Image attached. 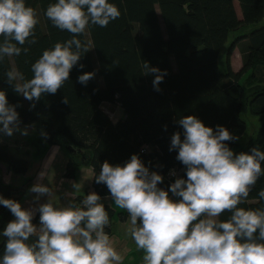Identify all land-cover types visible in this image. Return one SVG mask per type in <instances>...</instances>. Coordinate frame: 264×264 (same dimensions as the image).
<instances>
[{"label": "trees", "instance_id": "trees-1", "mask_svg": "<svg viewBox=\"0 0 264 264\" xmlns=\"http://www.w3.org/2000/svg\"><path fill=\"white\" fill-rule=\"evenodd\" d=\"M55 2L25 0L38 14L32 37L37 42L17 45L29 51L0 60V91L6 92L10 105L17 106L21 124L37 132V150L42 149L39 156L52 145L62 147L69 158L68 177L80 167H92L95 177L104 161L123 165L136 154L150 171L164 177L160 187L167 189L166 176L171 169L186 178L184 166L176 159L178 153L169 151L172 135L177 131L183 134L177 121L186 116H196L214 130L218 125L226 127L239 137L236 142H227L236 154L253 147L264 151V78L258 76H264V0H109L118 7L120 16L107 27L89 24L77 37L82 43L90 41L91 46L72 69L69 80L56 94L28 101L14 91L6 73L15 69L25 80L32 79V65L43 51L72 38L45 15ZM235 48L242 61L238 71L230 61ZM222 52L225 69L220 66ZM144 62L167 72L160 91L154 90L155 75H147ZM93 72L95 77L87 86L77 82L80 75ZM65 97L67 104L62 102ZM104 103L120 105L125 118L114 121L102 109ZM247 113L259 118V126L248 142H240L249 126ZM29 164L28 158L0 144V169L5 166L23 175ZM93 186L100 196L110 195L106 185L95 183V179ZM261 190L264 176L238 207L264 208V199L258 195ZM25 194V183L10 185L0 179L4 198L21 202ZM106 210L110 224L105 230L111 233L115 218L125 220L128 213L108 206ZM230 215L225 212L220 219L226 221ZM13 219L10 210L0 205V255L6 242L2 232Z\"/></svg>", "mask_w": 264, "mask_h": 264}, {"label": "clouds", "instance_id": "clouds-1", "mask_svg": "<svg viewBox=\"0 0 264 264\" xmlns=\"http://www.w3.org/2000/svg\"><path fill=\"white\" fill-rule=\"evenodd\" d=\"M45 15L72 38L43 51L32 65V79L25 80L15 69L6 73L14 91L28 101L56 94L89 52L91 42L82 43L77 37L89 24L107 27L120 11L109 0H56ZM38 22L36 10L26 6L25 0H0V60L27 53V47L17 45L37 42L32 37ZM143 67L147 75H155L153 87L160 91L167 72L148 62ZM94 77V72L84 73L77 82L87 86ZM62 102L67 104V98ZM16 108L9 104L6 92L0 91V134H29L27 127L21 129ZM177 123L183 134L172 135L169 151L178 153L176 159L184 166L186 178L171 170L169 175L175 179L167 189L160 187L164 177L133 154L123 165L108 161L101 165L94 179L106 185L110 195L105 197L93 191L76 203L74 192L65 193L68 202L58 205L42 182L45 172L29 189L36 194L38 207L25 209L0 195V205L14 217L2 232L6 242L0 264H122V252L105 230L110 224L105 200L110 201L108 207L114 204L127 211V232L144 252V264H264V208L238 207L264 176V151L253 147L236 154L227 142L239 137L223 126L206 127L196 116L182 117ZM71 185L80 187L74 181ZM258 195L264 199V190ZM45 196L47 201L39 203ZM225 212L231 213L226 221L220 219ZM37 213L39 223L34 224Z\"/></svg>", "mask_w": 264, "mask_h": 264}, {"label": "crops", "instance_id": "crops-1", "mask_svg": "<svg viewBox=\"0 0 264 264\" xmlns=\"http://www.w3.org/2000/svg\"><path fill=\"white\" fill-rule=\"evenodd\" d=\"M115 113L120 117L123 111H117ZM123 118H125L124 113ZM20 127L21 129L27 127L28 133H34V130L31 126L20 124ZM20 135L23 134H21V132H16L11 137L0 134V144H7L14 153L24 158H28L30 161L29 169L25 174L21 175L10 172L8 168L1 166L0 179L10 185H20L23 183L26 184V194L23 200L20 202L23 208L27 209L31 207H38V204L34 203L36 194L30 193L29 189L38 182V176L41 172L46 173L45 179L42 182L46 186H49V188L52 190L54 193V203L58 205H63L68 202L64 197L65 193L74 192L76 199L77 197H84L93 191L95 192L93 186L94 170L92 167L77 168L74 176L68 177L66 175L68 160L65 155V151L61 146L52 145L45 155L39 156L38 152H40L42 149L39 148V150H37V145H39L37 141L33 142V138L27 141L26 136L23 135V138L25 137V141H27L31 147L29 150H25L24 153V151H22L23 149L17 145H14L11 140L14 139L17 141L20 138ZM35 137L38 138L37 135ZM8 142H10L11 145H9ZM30 142L33 143L31 144ZM73 181L80 185L79 189L72 188L71 182ZM46 201L47 197L45 196L40 199L39 203H44ZM104 203L106 206H108L110 201L105 200ZM111 207L116 211H125L124 209L116 207L114 204ZM128 221L129 216L125 220L115 218V221L112 222V231L108 234L112 238L114 246L118 251H121L124 256L122 264H144V252L137 249L134 241L127 232V229L130 226ZM33 223H39V213L36 214Z\"/></svg>", "mask_w": 264, "mask_h": 264}, {"label": "rangeland", "instance_id": "rangeland-1", "mask_svg": "<svg viewBox=\"0 0 264 264\" xmlns=\"http://www.w3.org/2000/svg\"><path fill=\"white\" fill-rule=\"evenodd\" d=\"M236 6H237L238 11L240 12L238 2H236ZM220 57H221L220 66L222 69H225L226 66H225V62L223 60V58H224L223 52L220 55ZM230 61H231V66H232L233 70H235V71L240 70V68H241V57H240V54H239V51L237 48H235L233 50L231 57H230ZM258 76L261 78H264L262 73H260ZM102 109L105 110L106 112H108L114 121H118L119 119L123 118V113L120 115V117L115 113L117 111H119V112L123 111V109L120 105H114L112 103H104L102 105ZM245 119L249 122V126H248V129H247V132L245 133V135L240 139V142H248L249 141L248 137H251L256 132V130L258 129V126H259L258 120H257L259 118H257V116H255L251 113H247V114H245ZM36 134H37V132H35V131H34V133H32V132L29 133L26 136L27 141L30 140L31 138L34 139L33 142L37 141L38 138L35 137ZM11 140H12L14 145L21 147V149H23L22 151H24V153H25V150H29V148H31L30 145L28 144V142L25 141V137L23 138V135H20V138L17 141L14 139H11ZM33 142H30V143L32 144ZM8 144L11 145L10 142H8ZM22 154H23V152H22ZM65 155L67 157V160H69L68 155L67 154H65ZM106 196H108V195H106Z\"/></svg>", "mask_w": 264, "mask_h": 264}, {"label": "built area", "instance_id": "built-area-1", "mask_svg": "<svg viewBox=\"0 0 264 264\" xmlns=\"http://www.w3.org/2000/svg\"><path fill=\"white\" fill-rule=\"evenodd\" d=\"M174 169H175V168H174ZM171 170H173V169H171ZM171 170H170V171H171ZM175 170H176L178 176H180V175H181L180 171L177 170V169H175ZM170 171L168 172V174H167V176H166V179L168 180L169 184H171L172 182H174V179H175V177H172V176L169 175Z\"/></svg>", "mask_w": 264, "mask_h": 264}]
</instances>
